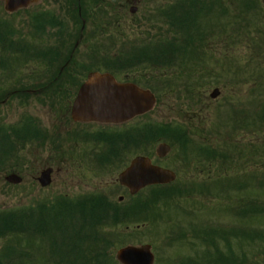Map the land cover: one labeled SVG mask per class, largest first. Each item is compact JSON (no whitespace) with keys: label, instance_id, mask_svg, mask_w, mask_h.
<instances>
[{"label":"trees","instance_id":"trees-1","mask_svg":"<svg viewBox=\"0 0 264 264\" xmlns=\"http://www.w3.org/2000/svg\"><path fill=\"white\" fill-rule=\"evenodd\" d=\"M69 1L68 16L77 23L73 8L76 0ZM81 3V14L86 19L85 0ZM236 5L235 11L224 0L219 2L220 17L225 20L220 29L221 33L229 35L228 48L234 49L238 44L242 50L224 53L228 66L233 68H228V72L232 73L233 80L242 76L244 81L254 82V88L258 86L260 94L250 97L252 100L247 102L244 114L230 111L228 124H231L233 135L229 137L227 134L219 141L206 140L207 145L187 147L188 140H179L177 129L171 133L164 124L139 122L134 130L136 146L132 149V153L140 154L143 153L142 148L165 141L175 153L187 148L197 150L204 162L202 172L205 180L219 176L220 183L212 190L207 186L191 191L179 183L171 188H153L128 210L118 208L116 202L103 195H88L76 199L59 196L36 205L28 214L3 211L0 214V239L4 240V247L0 264H117L113 258V250L120 238L116 233L117 227L134 219V222L142 221L151 228H157L163 218L162 210L173 209L175 213H183L179 202L197 198L206 202L226 201L228 205L222 204L223 208L235 214L240 227L210 228L208 231H194L189 236L178 234L171 241H189L188 248L193 250L196 246L194 241L200 240L201 251L199 254L191 251L188 256L178 258L176 264H264V229L248 226L264 220V200L260 201L255 196L264 193V139L245 144L236 139L243 132L249 136L264 131V8L259 0H237ZM173 10L177 25L174 38L180 40L175 46L176 53L201 51V46L208 43L201 40L205 28H186L189 11H198L191 9V4L186 9L183 2L174 5ZM207 10L200 4L202 18ZM5 37L11 36L6 34ZM204 56L176 58L179 78L196 73ZM191 61L194 64L189 67ZM127 141H130V135ZM144 153L150 152L144 150ZM217 164V170L213 171ZM184 166L175 165V172L181 175L179 169ZM216 173L218 176L214 175ZM169 232L166 235L161 233V236L166 237ZM166 239L170 241L168 236Z\"/></svg>","mask_w":264,"mask_h":264},{"label":"rangeland","instance_id":"rangeland-1","mask_svg":"<svg viewBox=\"0 0 264 264\" xmlns=\"http://www.w3.org/2000/svg\"><path fill=\"white\" fill-rule=\"evenodd\" d=\"M57 2V4L60 6V10L62 11V15L66 16L65 14V5L62 3L61 0H54V2ZM108 3L107 5L112 6V2L113 0H106ZM166 0H159L158 2H164ZM168 1H172V0H168ZM236 1L237 0H224L225 4H228L229 7H231V10H237V5H236ZM48 2V0H47ZM46 2V0H40L38 2L39 6L42 7H46L47 5H49ZM53 2V0H50L49 3L56 5ZM173 2H175L173 0ZM261 6H263L264 8V0H259ZM47 3V4H46ZM87 9H89V4L85 1ZM146 3L142 2L141 5L137 6V12L134 15H131L130 12H128V9L125 10V18L127 19L126 25H129L127 27V31L124 32V36L123 38H121V42H124L126 39H134L136 36H143L146 35V32H144L145 30L141 27H133L136 23H138V21H143L146 14L150 13V8H148V5H145ZM145 5V6H144ZM1 9H0V20H4V18L6 19H10L12 21H14V24L16 26H18L19 28H26L28 29V32L31 34L34 32V30L36 29V27L33 26H29V22L25 23V26H23L22 24V16L20 14H15L13 15L11 18L10 17H5L4 16V11H3V6L2 4L0 5ZM58 7V6H57ZM90 15H88V18L90 19ZM27 16H25V20H26ZM109 18V17H107ZM88 19V20H89ZM213 23L215 24V19L213 20ZM218 24H220V22H218ZM72 25V24H71ZM210 25V24H207ZM70 29L72 30L73 33H76L78 30V27L76 25H72L70 27ZM5 30H7L5 28ZM3 32V29L1 30ZM67 31L66 28L62 27L61 29H59L58 32H50L49 34L51 36H55V33L59 34V32H65ZM137 33H141L142 35H139ZM148 35H152V34H148ZM28 36V35H27ZM49 36V35H48ZM147 36V35H146ZM41 39H44V36L42 34H40ZM229 36L228 35H223L222 34V40L224 41H228L227 38ZM21 38V37H20ZM142 38V37H140ZM31 38L29 37L28 40H30ZM217 40H220L219 38ZM212 43L210 42L209 45H211L212 51H214L212 54H218L219 51H221L220 49L218 50L217 48H215L216 46H214V44H216V40L215 38L212 39ZM48 42L52 41H46V43L48 44ZM84 47L82 46L78 51H77V55L75 56V61L76 64H82V60H86L85 54H84ZM211 51V52H212ZM28 57V56H27ZM221 57V56H220ZM40 61V60H39ZM39 61H32L30 59H28L27 63L24 65L22 63H17L12 64L11 67L13 66L14 69H17L19 66H21L22 69H30L33 68L35 70H39L41 69L40 63ZM232 61V60H230ZM225 65H226V73L227 72V68H231L232 67L228 66V61L226 59H224ZM232 63H234V61H232ZM93 65H98V64H91V63H87L84 64V66L86 68H91V66ZM102 70V69H101ZM41 70L39 71H30V79L33 77V74H37L39 73ZM148 72H151L150 70H148L147 72L144 70H140L138 69V71H130L128 72L130 75H141L140 78V82H144L145 83V78H143V74H146ZM27 72H20V75H24L26 76ZM151 77H154L155 75L152 73L150 75ZM228 76L232 77L231 74L228 73ZM172 77V76H171ZM214 78H219V74H214L212 76V79ZM205 81H209L205 80ZM235 81V80H233ZM26 82H30L29 80H26ZM174 83V81H173ZM217 83H220V81L218 80ZM242 83L243 85H239L236 87H233V90L231 92V95H229L227 92H222L220 95L221 97L212 102L211 104L208 103L210 102L209 98H208V93H205L206 95V103H200L197 101H194L192 103V97H194V100L196 98L195 94H192V96H189L188 94H182L181 92H178L175 89V86H173L171 88L170 91H167L166 94L163 99L160 97L159 99L157 98V103L155 105V107L153 108V110L150 112V115L144 117L143 119H145L147 122L153 121V122H163V123H168L171 122L172 120H177L179 122L181 121H186L188 122L187 125L192 129L191 132H194V129L199 128L200 130H202L203 132L200 133H204L207 135H212L213 137L216 136L217 140H220V136H219V127L222 125H228L227 122H223L221 121V119H219V114L222 112L220 110V106L223 102V100H225V98L231 100L232 102H236V101H243L244 104H247L248 101H251L252 99L250 98L253 94L255 96H258L259 93V88L258 86H256V88H254V82H252L251 80H246L244 81L242 79ZM1 84V83H0ZM171 84V83H169ZM192 84L197 85L198 84V80L197 81H191L189 80V85H191L192 88ZM12 85V84H11ZM172 85V84H171ZM258 88V89H257ZM73 84L66 87V91L70 92V97L72 96L73 93ZM257 89V90H254ZM254 91V92H253ZM181 93V94H180ZM231 96V98L229 97ZM242 98V99H241ZM68 98L64 97H60L58 96L57 100H59L58 102L56 101V103H39V102H35L34 100H32V102L30 103H24V106H22L21 104L16 103L15 101H11L9 100L8 103H6V105L0 106V123L8 125V124H16L19 118V113L26 111L27 113H29L30 115H32L36 121H38V125L41 129L47 130L49 132L50 135L48 134H44L46 135V137H42L36 141V145H33L32 142L26 143V145L24 144L23 146H20V151L18 152L19 154L17 155V157H13V159H10V161H6L7 165L6 167H2L3 169H1L0 171V208H8V207H12V206H22L25 205H30V206H34L37 202V200L41 199V201H45L46 198H52L54 197L55 193H64V194H69V195H74L76 196L77 194L80 193H86L88 191H94V190H99L102 187L105 188L111 195V197L114 199V201H117V199L121 196L125 197L123 194V190L120 188L118 189L117 184H116V180H117V174L120 173V171L122 169H124L130 159H132L134 156L138 155L139 153L137 152H133L132 153V149H125L123 151L120 152L119 158L116 162L112 163L111 165H104V167L102 168H98L95 169L94 166L92 165V163L89 161V153L92 150V145L90 144H86V146L84 145H80V144H73L69 141V136H61L58 135L60 132L59 130V124H57V122L54 119L53 114H56V112L58 110H66L65 105L67 104ZM237 103V102H236ZM68 105V104H67ZM72 128H71V134H72V139H74V130H75V125L71 124ZM196 132V131H195ZM199 133V131H198ZM215 134V135H214ZM57 135V136H56ZM67 137V138H66ZM236 139L240 141V143H249V142H254V141H260L264 139V131H260L258 134L256 135H246L244 132L241 134H238V136H236ZM65 143V147H68L70 145H72V150H70V154L65 153L63 156L61 155H57V154H53L51 153V148L52 151L54 152L53 148L55 149V146H59L61 143L64 144ZM167 144H169L167 142ZM158 145V144H156ZM156 145H152L150 148H142L143 153L144 150L145 152H151V158L154 155V149L156 147ZM263 146V145H261ZM47 147V148H45ZM42 148H45L42 149ZM144 149V150H143ZM94 150L96 152H101L103 150V148H94ZM173 154V152H172ZM171 154V155H172ZM175 153L167 158L164 159L163 162L161 163V167H165L169 170H173L174 169V165L172 164V160L174 158ZM190 157H193L190 156ZM68 158V160H67ZM56 161V166H54L55 168V172L52 176V184L49 187H46L44 189H41L38 185V183H36V177H38L40 171L43 169V167L49 166L51 161ZM190 164L188 166V169H179L181 171V175L180 178L181 179H185L186 177L190 180H194L196 181H201L202 179H204V175L201 176L200 174L201 169H202V165L204 164V162L202 161V159L200 158H192L190 160ZM175 164H178L175 163ZM195 165H197V167L195 168ZM11 168H16L22 181V184L19 186H9L5 180L4 177L6 176V174L8 175L10 172ZM56 169L59 170V172H56ZM214 180H216L214 178ZM259 200H264V193L262 195L260 194H256L255 195ZM126 200H128L127 197H125ZM209 204L211 205V209H209V207L207 206ZM223 204V205H228V203L226 201H201L200 199H191V200H186V201H181L180 205H182L184 208H189L192 209V211L195 213V215H192V219H189L186 216L180 215L176 213H169L171 210L169 209H165L162 210L164 211L163 213V221L159 224V228L160 232L159 233H154V230H152L149 226H144L142 228H135L136 225L133 226H129V230L128 233L130 231H134L133 234L131 235H126L123 240L122 238L117 239L118 241V246H125V245H131V246H140V245H145L148 244L151 246V250L154 254V264H169V262L174 259L177 258L179 255L180 256H186L188 255L191 251L194 250V252H196L197 254L200 253L201 248H200V242L196 241V246L194 247L193 250H189L188 249V242H180L177 244H174L173 247L168 248L166 246H164V242L162 239L163 237H161V233L165 234L167 232H169L171 229H173L174 225L178 222L179 224L182 225V227L187 228V224L189 222H192L193 225L195 226L194 229H197L196 227L199 224H205V222H211L213 224L215 223H219V224H231L233 223V219L232 217H229L226 214H223L219 211H216V205L217 204ZM208 207V208H207ZM210 211V216L207 214V211ZM224 213L226 212V209H224ZM169 223V224H167ZM253 227H261L264 228V223L262 224L261 222L253 224ZM141 227V225H139ZM118 228L117 227V232L118 233ZM112 230V229H111ZM113 231V230H112ZM127 233V234H128ZM166 235V234H165ZM3 243V240L0 241V247L1 244ZM117 250V248L114 250V254L115 251Z\"/></svg>","mask_w":264,"mask_h":264},{"label":"water","instance_id":"water-1","mask_svg":"<svg viewBox=\"0 0 264 264\" xmlns=\"http://www.w3.org/2000/svg\"><path fill=\"white\" fill-rule=\"evenodd\" d=\"M36 0H4L6 11L14 12L18 8H25ZM88 82L83 85L74 100L72 107V117L75 120H99L101 122H122L130 117H136L149 112L155 103V99L150 92L137 90L133 86H128L127 90L113 88L112 80L107 75H90ZM106 87L108 90H106ZM108 94H107V93ZM214 99L218 96V91L214 90L210 94ZM156 156L162 158L166 156L169 147L165 144L158 146L155 150ZM51 170L43 171L40 175L39 183L41 187L50 183L49 175ZM175 174L167 170H162L154 166L145 157H137L130 162V166L120 173L119 185L129 189L130 194H135L146 186L153 184H164L174 181ZM7 182L19 184L20 180L15 176L6 178ZM149 246L141 248L126 247L117 251L116 258L121 264H153V256Z\"/></svg>","mask_w":264,"mask_h":264},{"label":"flooded vegetation","instance_id":"flooded-vegetation-1","mask_svg":"<svg viewBox=\"0 0 264 264\" xmlns=\"http://www.w3.org/2000/svg\"><path fill=\"white\" fill-rule=\"evenodd\" d=\"M114 1H118V6L112 5L110 8L105 6V9H108V13H111V11L113 9L114 18L107 19V22L105 23V24H107V28L103 29L101 31V33H103L104 35L107 36V38H109L107 40H108L111 48L113 47V45H116L117 49H118L119 45H117L116 41H118V39H120L122 36H124V32L127 31L126 29L128 27V26H126L127 21L124 18V10L125 9L127 10L128 8H130V6H133V7L135 6L137 8V6L141 5L142 2L146 3L145 5L149 6L150 0H122V1L121 0H114ZM165 4H167V0H166ZM148 16H150V13L146 14L145 17H148ZM166 21H167L166 25L164 23L160 24V21L156 20V22L153 24L146 23V25L135 26V28L141 27L145 31H149V32H153L154 34H157L160 27L164 28V29L171 28V23L169 21L168 13H167ZM114 36L116 38L113 39ZM110 41L112 44H110ZM64 53H65V49H62L60 55L63 56ZM201 55H209V52L203 53ZM180 57L175 55V54H172V53H170L169 55L160 54L157 57H155L154 60L169 59V58H180ZM159 68L162 69L163 66L159 65ZM30 71H36V70H34V69L17 70V72H29V76H30ZM41 71L43 74V76L41 77L43 82L38 85L39 87L37 86L38 90H36V91H40V93H38V94L33 93L32 94V92H35V88L33 89L31 85L27 89L22 88V86L18 85L16 87V89L14 90V91L19 90L21 92H25L26 95L29 96L28 101L30 103L32 102V96L44 98L45 96H43V94L49 95L50 94L49 90H51V89L54 91H57V94H59V92H60L61 98L64 96L66 97L68 95V92L65 90L67 87V83L70 81L72 82L73 76H78V75L81 76L82 75V67L55 69V68L49 66V67L42 68ZM73 71H75V72H73ZM12 73H14V72H12ZM113 78L116 80L117 83H123V84L134 83V82L138 83V81H140V76H132L129 74L125 75V74H120V72H115V75L113 76ZM28 79H30V77H28ZM18 80L19 79H17L16 82ZM163 90H166V87L163 86ZM27 91L29 93H27ZM12 93H16V92H12ZM11 95H14V94H11ZM9 98H10V95H9ZM24 99H26V98L18 97L16 103H18L22 100L25 101ZM55 101L58 102L59 100H57V98H56ZM53 116H54V119L57 122V124H59V130L58 131L60 133L58 135H61V136L71 135V133H72L71 132V128H72L71 124H73V123H71V120H70V112L67 110H65V111L64 110H62V111L58 110L56 112V114H53ZM20 120H21V122H23L24 129H25L27 136H29L32 139H35L36 136H35L34 117H30L28 119L20 117ZM75 126H76L75 130H77L78 129L77 126H82V125L76 123ZM117 126H115V127H117ZM85 127H86V125H83V128H85ZM104 127H106V126H104ZM44 132L49 134V132L47 130H45V128H44ZM65 143L66 142H64V145H63V143H61L62 144L61 146L60 145L55 146V151H58L60 153H64V152L70 153L69 151L72 150L73 147H72V145L68 144L69 146L64 148L66 146ZM56 172H59V170L56 169Z\"/></svg>","mask_w":264,"mask_h":264}]
</instances>
